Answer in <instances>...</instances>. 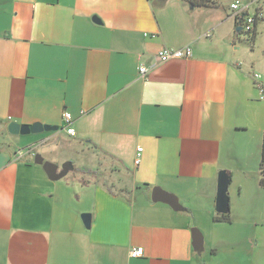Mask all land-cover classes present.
Masks as SVG:
<instances>
[{"label":"crops","instance_id":"obj_1","mask_svg":"<svg viewBox=\"0 0 264 264\" xmlns=\"http://www.w3.org/2000/svg\"><path fill=\"white\" fill-rule=\"evenodd\" d=\"M210 9L0 0V264H264V79ZM185 45L191 57L157 59ZM139 64L152 66L143 77ZM10 122L57 127L40 139L76 143L88 155L82 180L53 181L33 158L16 160ZM220 170L229 222L212 219ZM153 187L182 209L151 200ZM192 226L204 235L199 251Z\"/></svg>","mask_w":264,"mask_h":264},{"label":"rangeland","instance_id":"obj_2","mask_svg":"<svg viewBox=\"0 0 264 264\" xmlns=\"http://www.w3.org/2000/svg\"><path fill=\"white\" fill-rule=\"evenodd\" d=\"M236 1L240 6L247 5L253 1L249 4L248 11L254 12L256 9H260L264 14V0H215L214 6L210 11H212L213 18L220 23V30H230V32L233 33L236 32L232 17L233 12L229 8L230 3ZM222 21L224 23H221ZM251 35L252 33H235V41L237 42V47L239 49L238 55L241 59L248 61V63L254 64L255 69L264 79V19L257 23L254 38H252ZM54 132L55 131H43L37 134H11L10 136H7L9 137L7 139L9 142V148L15 150L20 147L24 148L31 145L34 148L33 150L36 156H39L42 160L46 161H49V159L53 160V163L59 167V170H61L63 164L68 163L70 164V169L61 180L68 182L69 184L79 183L85 174L78 172L77 169L80 168V163L81 165L82 163H85L84 160L88 155H85V153L80 151L79 147L76 146V143L62 135L55 139L51 138L47 142L41 141V137L53 135ZM5 140L6 139L0 130V145H3L2 143H4ZM75 189L77 188L75 187ZM193 227L199 229L197 226H192V228Z\"/></svg>","mask_w":264,"mask_h":264},{"label":"water","instance_id":"obj_3","mask_svg":"<svg viewBox=\"0 0 264 264\" xmlns=\"http://www.w3.org/2000/svg\"><path fill=\"white\" fill-rule=\"evenodd\" d=\"M192 6V5H191ZM235 31L240 32V27H236ZM7 132L9 134H37L43 131H56L57 127L43 125L41 123H33L32 125H21L16 122L8 123ZM33 162L36 164H41L43 171L50 180H59L64 177L67 171L70 169V164H63L61 170H57V165L51 161H43L41 157L34 155ZM229 175L225 170H220L217 176V191L215 198V212L217 214H226L229 212V195H228V185H229ZM151 200L166 203L173 210L178 211L182 209V206L178 203L177 197L169 192L164 191L159 187H153L151 190ZM80 218L86 228L90 227L91 224V214L81 213ZM191 239L192 245L198 251L203 248V235L201 231L195 227L191 228Z\"/></svg>","mask_w":264,"mask_h":264},{"label":"built area","instance_id":"obj_4","mask_svg":"<svg viewBox=\"0 0 264 264\" xmlns=\"http://www.w3.org/2000/svg\"><path fill=\"white\" fill-rule=\"evenodd\" d=\"M259 1V0H257ZM251 1L250 3H252ZM240 6L239 3L236 1L234 3H230L229 8L233 12V17L238 19L239 21V26H240V31L245 32V33H252L257 25V23L261 20L264 19V14L260 9H256L254 12H249V4ZM192 55V50L189 45H185L181 48H162L161 50L158 51L157 53V59L161 62L167 61L169 59L173 58H181V59H187L191 57ZM152 66H145L142 64H139L137 67V71L139 76L143 77L145 76L146 72L149 70V68ZM253 78L257 81V87L259 91L262 93V82L260 81L261 76L258 73L253 74ZM261 98L264 99V93L261 94ZM62 119L64 121V128L63 130L65 133L71 137L75 135V130L70 126V115L67 112L62 113ZM34 148L29 145L24 148H20L15 152L14 158L16 160H21L25 159L27 157L33 158L35 153H34ZM137 155L134 160V164L138 165L140 162L139 158V152L142 151L141 147H137ZM143 254V248L142 247H136L132 248L130 250V255L133 257H139Z\"/></svg>","mask_w":264,"mask_h":264},{"label":"trees","instance_id":"obj_5","mask_svg":"<svg viewBox=\"0 0 264 264\" xmlns=\"http://www.w3.org/2000/svg\"><path fill=\"white\" fill-rule=\"evenodd\" d=\"M185 1L194 7H200V8H202V7L212 8L214 6V2H215V0H185ZM235 26L236 27L239 26V21L237 18L235 19ZM254 35H255V29L252 32L251 37L254 38ZM259 184L264 187V135H263L262 147H261ZM212 219H213V221H217V222H229L230 221L229 212L226 214H215L212 217Z\"/></svg>","mask_w":264,"mask_h":264}]
</instances>
